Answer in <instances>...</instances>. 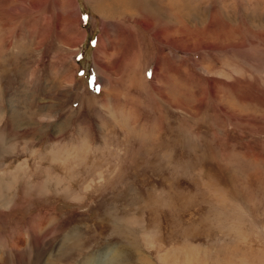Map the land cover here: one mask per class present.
I'll return each mask as SVG.
<instances>
[{
	"label": "rangeland",
	"instance_id": "rangeland-1",
	"mask_svg": "<svg viewBox=\"0 0 264 264\" xmlns=\"http://www.w3.org/2000/svg\"><path fill=\"white\" fill-rule=\"evenodd\" d=\"M111 1L0 0V264H264V0Z\"/></svg>",
	"mask_w": 264,
	"mask_h": 264
},
{
	"label": "bare ground",
	"instance_id": "bare-ground-1",
	"mask_svg": "<svg viewBox=\"0 0 264 264\" xmlns=\"http://www.w3.org/2000/svg\"><path fill=\"white\" fill-rule=\"evenodd\" d=\"M111 1V0H110ZM126 3L123 4V6L120 8L123 11H129L130 9H133L137 6L136 1L135 0H131V2L129 0H125ZM143 2V1H142ZM146 3V2H145ZM111 4H113V2L111 1ZM144 4V3H143ZM138 8V7H137ZM141 9V8H140ZM106 15V14H103ZM108 16V15H106Z\"/></svg>",
	"mask_w": 264,
	"mask_h": 264
}]
</instances>
